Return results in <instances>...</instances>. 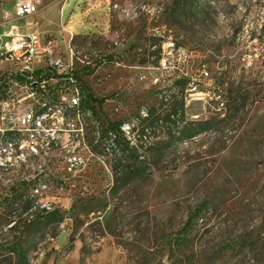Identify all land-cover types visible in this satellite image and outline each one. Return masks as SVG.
I'll return each mask as SVG.
<instances>
[{"label":"rangeland","instance_id":"374dc122","mask_svg":"<svg viewBox=\"0 0 264 264\" xmlns=\"http://www.w3.org/2000/svg\"><path fill=\"white\" fill-rule=\"evenodd\" d=\"M106 1L108 32L77 31L61 8L43 38L64 53L71 42L76 56L98 63L85 83L105 98L91 104L118 132L121 154L93 157L63 188L48 190L45 210L26 204L31 189L21 180L28 173L1 171L0 264H264V0ZM114 3L161 11L129 20ZM149 23L166 27L193 68L208 66L225 93L223 116L210 105L178 101L187 122L177 124L160 90L138 79L139 67L158 58L151 57L160 40L149 36ZM16 69L0 66V107L20 92ZM127 120L137 122L134 143L117 131Z\"/></svg>","mask_w":264,"mask_h":264},{"label":"built area","instance_id":"2783aa9c","mask_svg":"<svg viewBox=\"0 0 264 264\" xmlns=\"http://www.w3.org/2000/svg\"><path fill=\"white\" fill-rule=\"evenodd\" d=\"M112 8L129 20L142 12L154 17L161 11L156 6L119 3ZM38 11L36 0H17L14 5L17 17ZM5 19H9V14H5ZM147 32L160 40L157 56H151L158 58L155 64L148 62L139 67L143 71L138 79L149 80L160 90L159 97L172 121L187 122L186 113L175 106L178 101L184 107L195 103L210 105L223 116L225 93L208 66L200 64L193 68L189 52L175 43L165 26L149 23ZM6 56H13V66L17 57L31 56V65L16 69L15 73L24 79L23 83L17 82L20 92L5 99L4 107H0V143H7V152H0V172L28 173L21 182L31 189V208L39 205L45 210L51 204L46 198L48 190L63 188L89 166L93 157L103 161L106 154H121L118 132L98 118L96 109L88 102L76 72L93 62L76 56L71 42L64 53L52 39H43L36 33H16L0 46V61ZM141 114L148 117L145 110ZM136 123L127 120L118 125L117 131L130 143L135 140ZM94 147H100L103 154L97 155Z\"/></svg>","mask_w":264,"mask_h":264},{"label":"crops","instance_id":"0c3cea01","mask_svg":"<svg viewBox=\"0 0 264 264\" xmlns=\"http://www.w3.org/2000/svg\"><path fill=\"white\" fill-rule=\"evenodd\" d=\"M8 2L6 4L2 2L0 6V46L9 42L12 35L16 33L23 35L36 33L46 37L48 23L56 21L58 23L61 8L63 9V18L66 17L69 22L76 21L77 31L98 26L108 32L110 27L106 0H93L89 5L81 8L79 7L80 0H66L63 7L57 4L40 5L37 14L25 17H17L14 12L15 3H11V0ZM40 2L42 1L40 0ZM5 14H9V19H5ZM65 28L67 29V26Z\"/></svg>","mask_w":264,"mask_h":264},{"label":"trees","instance_id":"16d2710c","mask_svg":"<svg viewBox=\"0 0 264 264\" xmlns=\"http://www.w3.org/2000/svg\"><path fill=\"white\" fill-rule=\"evenodd\" d=\"M106 58L108 60H110L112 58V56H106ZM98 61V60H96ZM98 65V63L96 62V64L94 66L92 65H88V66H85L83 67L80 71H77L76 72V76L82 81V86H83V89L85 90L86 94H87V98H88V102L91 104V103H96L98 105H102L105 101V98H102V99H98L96 98L92 93H91V90L90 88L88 87V85L83 82V78L86 76V75H92L94 72H95V69H96V66ZM81 74H80V73ZM92 105V108L95 109V106L93 104ZM114 124V123H113ZM28 202V201H27ZM30 203V204H28ZM28 203H26L27 205H30V207L32 206V203L29 201ZM197 209V208H196ZM199 209V207H198ZM33 218V217H32ZM193 218V213L190 214L189 218H188V221L187 223L184 225V227L178 231V235L182 234V233H185L187 228L190 226V222H191V219ZM31 220L28 219V223H30ZM2 250H5L4 246L3 245H0V251ZM26 253L23 254V257L26 259Z\"/></svg>","mask_w":264,"mask_h":264},{"label":"bare ground","instance_id":"6f19581e","mask_svg":"<svg viewBox=\"0 0 264 264\" xmlns=\"http://www.w3.org/2000/svg\"><path fill=\"white\" fill-rule=\"evenodd\" d=\"M2 64H13V56H6L0 61V66ZM15 65L19 69L28 68L31 65V56L17 57ZM4 107V104L2 105ZM0 152H7V143H0Z\"/></svg>","mask_w":264,"mask_h":264}]
</instances>
